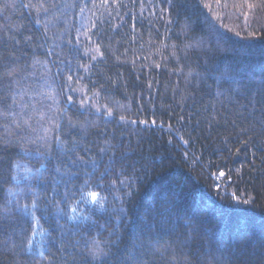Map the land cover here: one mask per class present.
Returning <instances> with one entry per match:
<instances>
[{
	"label": "trees",
	"instance_id": "1",
	"mask_svg": "<svg viewBox=\"0 0 264 264\" xmlns=\"http://www.w3.org/2000/svg\"><path fill=\"white\" fill-rule=\"evenodd\" d=\"M0 264H264L260 0H0Z\"/></svg>",
	"mask_w": 264,
	"mask_h": 264
},
{
	"label": "snow or ice",
	"instance_id": "2",
	"mask_svg": "<svg viewBox=\"0 0 264 264\" xmlns=\"http://www.w3.org/2000/svg\"><path fill=\"white\" fill-rule=\"evenodd\" d=\"M217 3H219V0H217ZM260 4H261V6H264V0H260ZM255 6H256V5H254V4H249V7H255ZM23 7H37V6L32 5V4L29 3V4H24ZM39 7H42V5H40ZM44 10L46 11L47 9H44ZM37 23H39V21H37ZM236 34L239 35V33H236ZM96 51L99 52V48H97ZM92 58L95 59L96 57L93 56ZM69 100H71V97H69ZM13 103H15V101H13ZM97 111H99V109H97ZM107 114H108L109 116H111V115H112V112L109 110ZM123 119H124V117L122 116V117H121V120H123ZM25 123L27 124V121H25ZM132 123H135V121H132ZM244 143L247 144V141H245ZM68 151L71 152L72 149H68ZM237 151L239 152V149H237ZM220 175L223 176L224 173L221 172ZM88 195L91 197V199H92L93 201L97 200V198H98V193L95 192V191L89 192ZM243 203L248 204L249 201H248V200H244ZM32 207H33V208L36 207L35 202L33 203ZM23 210H24V212H25L26 214L31 215V216L33 217V219H35V213L32 212V211L28 208V206H24V209H23ZM36 223L38 224L39 221L37 220ZM31 235H33V236L36 235V229H35V228L32 229ZM28 243L31 245V243H32L31 239L28 240ZM41 254H42V253H41ZM92 255H93V256H96L97 253H96L95 251H93V252H92Z\"/></svg>",
	"mask_w": 264,
	"mask_h": 264
}]
</instances>
